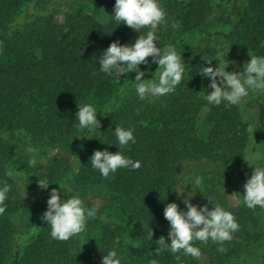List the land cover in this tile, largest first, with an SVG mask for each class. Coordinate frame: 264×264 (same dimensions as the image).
I'll return each mask as SVG.
<instances>
[{
	"label": "trees",
	"instance_id": "1",
	"mask_svg": "<svg viewBox=\"0 0 264 264\" xmlns=\"http://www.w3.org/2000/svg\"><path fill=\"white\" fill-rule=\"evenodd\" d=\"M159 3L166 16L155 32L157 47L181 53L185 72L174 92L140 99L135 72L117 80L99 70L110 43L132 44L149 30L117 25L115 0H0V187L11 186L0 215V264H102L112 250L121 264H264V208L230 200L254 171L246 160L264 167V94L250 91L239 105H209L210 80L198 71L209 66L206 60L215 68L224 57L226 71L242 72L251 55L264 57V0ZM148 60L139 66L145 81L160 71ZM83 104L96 108L99 129L78 130L75 113ZM116 127L132 129L136 142L120 148ZM95 150H119L141 167L104 178L91 165ZM201 161L198 207L221 206L239 230L222 244L196 241L199 259L182 251L157 255L161 236L170 243L166 204L187 211L185 192L177 193L195 172L183 166ZM53 188L62 199L78 196L96 209L86 230L68 241L53 239L41 220ZM24 194L37 217L25 237L13 221L25 208Z\"/></svg>",
	"mask_w": 264,
	"mask_h": 264
},
{
	"label": "clouds",
	"instance_id": "2",
	"mask_svg": "<svg viewBox=\"0 0 264 264\" xmlns=\"http://www.w3.org/2000/svg\"><path fill=\"white\" fill-rule=\"evenodd\" d=\"M113 11L117 25L123 23L137 33L141 29L149 30L146 35H139L132 44L122 45L118 41L110 43L99 57V70L107 75L114 74L117 80L121 74L135 72L134 81L137 82L135 90L140 99L165 96L174 92L184 77V61L181 53H177L172 45H168L163 50L157 47L155 32L159 25L165 23L166 16L159 0H115ZM173 27L177 25L174 24ZM149 57L160 69L158 82L142 79L144 72L139 66L148 64ZM217 59L219 63L215 68L211 66V60H206L209 66H201L198 69L201 76L210 80L211 91L205 97L209 105L219 106L222 102H225L226 106L239 105L250 91L264 94V57L251 55L250 60L244 64L242 72L226 71L225 68L230 62L224 57L223 60ZM97 113L96 108L91 104L78 105V111L75 113L78 130L99 129L100 121L97 119ZM115 135L120 148L136 142L132 129L116 127ZM27 150L30 153L35 151L31 147ZM90 159L92 167L104 178H108L121 168L137 170L141 167L139 161H133L119 150L115 153L95 150ZM246 161L254 166V171L243 186V202L250 209L264 208V167H257ZM35 163V158L29 160L30 166H34ZM200 184L201 180L197 178L195 185L199 187ZM39 186L47 188L48 184H39ZM10 190L11 186L7 183L0 187V215L6 211L5 201ZM183 192L185 191L176 192L177 196L180 197ZM193 194L187 192V195L182 197L187 211L181 210L175 202L166 204L163 214L170 225L168 233L170 243L161 236L157 240L158 247L155 254L159 255L165 250H170L173 254L182 251L185 255L199 259L202 253L199 247L194 246L196 241L207 244L211 240L222 244L231 240L232 233L239 230V224L231 212L219 205L213 206L211 210L207 205L197 207L189 200ZM95 215L96 209L86 208L78 196L62 199L60 190L53 188L47 200V210L42 214L41 220L50 225L53 239L68 241L83 233L87 221L95 218ZM152 236L151 230L148 238L152 239ZM102 264H121V260L117 252L112 250L103 255ZM152 264H156V261L153 260Z\"/></svg>",
	"mask_w": 264,
	"mask_h": 264
},
{
	"label": "rangeland",
	"instance_id": "3",
	"mask_svg": "<svg viewBox=\"0 0 264 264\" xmlns=\"http://www.w3.org/2000/svg\"><path fill=\"white\" fill-rule=\"evenodd\" d=\"M153 81L158 82V78H154L152 79ZM200 134L204 135V131L201 130ZM206 164H204L203 161L201 162H194L191 163L190 165H185L183 166V171L188 172V170H194L195 175L192 179H190L187 182V186L188 188L185 190V196L187 195V192L194 193L191 197H189L190 203L196 205L198 207V199L195 195L194 192V187L195 185V180L199 177V175L201 174V172L205 171L206 169ZM12 176L15 178V180L17 181L18 184L22 185V181L21 178L19 177V173L18 171H9ZM244 184L239 185V187L237 188V191L233 194L230 195V200L235 203H243V193H244ZM24 191V190H23ZM25 193V192H24ZM25 196V208L22 212L17 213L14 218V225L15 228L17 230V233H19L22 236H28L34 229L35 224L37 222V217L35 215H33L32 213L29 212L28 210V205H29V200H28V195L26 196V194H24Z\"/></svg>",
	"mask_w": 264,
	"mask_h": 264
}]
</instances>
